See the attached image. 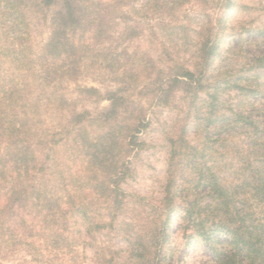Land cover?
<instances>
[{
    "label": "trees",
    "instance_id": "obj_1",
    "mask_svg": "<svg viewBox=\"0 0 264 264\" xmlns=\"http://www.w3.org/2000/svg\"><path fill=\"white\" fill-rule=\"evenodd\" d=\"M133 1L32 0L37 10L54 8V13L49 38L35 57L38 78H0V264L16 256L38 264H80L91 245L85 236L94 239L111 229L126 206L118 183L129 174L130 155L138 153L148 126L142 103L131 96L136 88L130 69L106 92L109 104L95 115L78 112L60 85L78 72L91 43L106 33V15ZM11 2L0 0V7ZM233 6L223 0L221 28L201 48V71L158 70L140 91L184 118L168 139L164 198L160 208L151 207L156 221L138 223L123 251L138 264H164L176 241L182 253L200 243L218 264H264V121L235 109L224 112L221 95L234 82L206 76L221 55L222 25ZM17 27L14 64L21 70L28 42L22 17ZM41 107L57 111L63 124L45 125ZM93 124L107 127L106 132L90 134L87 126ZM191 132L199 134L200 145L190 140ZM219 147L232 148L240 159L233 178L218 170ZM117 254L112 252L106 264H121Z\"/></svg>",
    "mask_w": 264,
    "mask_h": 264
},
{
    "label": "rangeland",
    "instance_id": "obj_2",
    "mask_svg": "<svg viewBox=\"0 0 264 264\" xmlns=\"http://www.w3.org/2000/svg\"><path fill=\"white\" fill-rule=\"evenodd\" d=\"M232 1L234 6L222 25L221 55L206 76L234 82L233 87L221 95L224 112L235 109L252 113L264 121V62L258 61L264 59V0ZM31 3L32 0H15L13 4L0 7V78H11L15 74L31 80L38 78L35 57L49 38L54 8L38 11ZM122 5L118 6V11L106 15V33L95 46L91 43L92 49L77 64L78 72L66 77L64 85H60L68 101L75 102L78 112L86 110L95 115L109 104L103 99L106 92L116 87L126 68L130 69L136 88L131 96L142 103L148 122L140 134L138 153L130 155V172L118 183L126 196V206L118 213L111 229L101 230L94 239L85 236L91 245L80 257V264H106L112 252L120 253L115 257L121 264H138L123 251L129 249L127 239L135 234L138 223L156 221L151 207L162 206L170 150L168 139L178 132L184 118L183 112L174 107H158L154 96L140 91L155 78L158 70L168 72L175 66H184L201 71V48L208 40H213L221 28L217 26V18L223 12V0H135L126 2L125 7ZM21 17L28 26V42L24 49L26 59L19 70L14 64L17 47L12 34H17ZM78 37L79 34L73 39L78 40ZM39 82L38 93L42 96ZM83 88H95L100 93H82ZM40 111L45 125L59 128L63 124L54 109L41 107ZM104 128L107 127L87 126L90 134L106 132ZM189 138L194 144L202 142L194 132ZM219 148L220 174L225 178L235 177L239 157L232 148ZM179 246L178 241L171 242L164 264H218L200 243H193L183 253ZM3 264L38 263L16 256Z\"/></svg>",
    "mask_w": 264,
    "mask_h": 264
}]
</instances>
